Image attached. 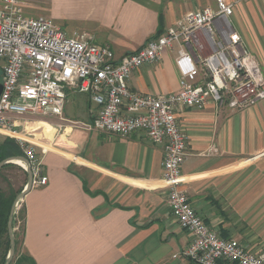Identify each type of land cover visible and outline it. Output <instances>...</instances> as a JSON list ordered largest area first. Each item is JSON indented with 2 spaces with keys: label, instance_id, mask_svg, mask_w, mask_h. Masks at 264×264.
Segmentation results:
<instances>
[{
  "label": "crops",
  "instance_id": "crops-1",
  "mask_svg": "<svg viewBox=\"0 0 264 264\" xmlns=\"http://www.w3.org/2000/svg\"><path fill=\"white\" fill-rule=\"evenodd\" d=\"M228 1L235 4L232 20L244 46L263 70L264 0ZM48 2L47 15L67 33H92L116 59L185 12L215 6V0ZM178 47L134 70L130 86L146 93L177 90ZM97 105L88 93L70 90L64 118L23 116L11 131H0V142L23 137L34 146L49 178L23 198V252L36 264H196L182 254L192 233L167 203L162 144L142 131L121 136L69 123L93 120ZM176 115L188 135L181 188L196 212L223 237L264 249V99L243 109L215 102L203 109L179 107Z\"/></svg>",
  "mask_w": 264,
  "mask_h": 264
},
{
  "label": "built area",
  "instance_id": "built-area-1",
  "mask_svg": "<svg viewBox=\"0 0 264 264\" xmlns=\"http://www.w3.org/2000/svg\"><path fill=\"white\" fill-rule=\"evenodd\" d=\"M24 5L25 0H0V58L4 59L0 131H11L23 116L64 118L68 91L88 93L98 104L97 114L90 121L69 120L73 126L121 136L142 131L151 143L162 144L167 203L177 222L192 233L184 256L196 264H264V249L251 250L236 238L223 237L196 212L181 188L182 165L189 151L177 108L203 109L215 102L218 107L243 109L264 99L262 67L231 19L235 4L215 0V6L189 10L119 59L92 33L69 34L49 16L26 14ZM176 44L177 90L146 93L130 86L128 78L134 70ZM17 138L28 159L24 168L32 171V186L46 185L49 178L34 146Z\"/></svg>",
  "mask_w": 264,
  "mask_h": 264
},
{
  "label": "rangeland",
  "instance_id": "rangeland-1",
  "mask_svg": "<svg viewBox=\"0 0 264 264\" xmlns=\"http://www.w3.org/2000/svg\"><path fill=\"white\" fill-rule=\"evenodd\" d=\"M48 5H49L48 0H25V5H24L26 9L25 13L28 15H33V16H37V15L49 16L47 15ZM234 22L235 21L233 20V23ZM153 36H156V35H153ZM2 63L3 61L2 59H0V83L3 82ZM27 178H28L27 170L23 168V166H21L20 164L12 162V164L5 166V168H3L1 172L0 188L3 189L4 192H7V193H9L13 189L17 191V189H20L22 186L25 187ZM21 201H23V199ZM20 205L21 207L18 211V214L16 215L17 219L15 220V224H14V229H15L14 236H15V239H17L16 251L14 255L12 256V258L10 259L11 260L10 263H12L14 260L16 261L19 255L26 254L25 252H23L22 246H21L22 245L21 239H22V233H23L22 231L24 229V212H23L24 204L23 202ZM24 264H28V263H24Z\"/></svg>",
  "mask_w": 264,
  "mask_h": 264
},
{
  "label": "trees",
  "instance_id": "trees-1",
  "mask_svg": "<svg viewBox=\"0 0 264 264\" xmlns=\"http://www.w3.org/2000/svg\"><path fill=\"white\" fill-rule=\"evenodd\" d=\"M161 17V15H160ZM162 32L161 29L157 31L155 35H158ZM16 155H24V152L22 151L20 144L17 140L14 138L7 137L5 140L0 142V161L10 157V156H16ZM12 164V162L6 163L4 166L0 168V175L5 168V166ZM22 191L20 190H11L9 193L4 192L3 189L0 188V264H4L7 255L10 250V236H9V230H8V218L10 215V211L12 208V205L14 203V200L17 196V194ZM16 220V219H15ZM14 220V224H15ZM17 244V239H16ZM36 264V261L33 259L32 256L26 254H21L18 256L16 261L14 260L10 264Z\"/></svg>",
  "mask_w": 264,
  "mask_h": 264
},
{
  "label": "water",
  "instance_id": "water-1",
  "mask_svg": "<svg viewBox=\"0 0 264 264\" xmlns=\"http://www.w3.org/2000/svg\"><path fill=\"white\" fill-rule=\"evenodd\" d=\"M2 90V83H0V93ZM16 160H22L27 162L28 159L24 156V155H16V156H10L7 157L3 160L0 161V168L2 166H4L6 163L8 162H15ZM28 175H29V180L26 184V186L22 189V191H20L15 200L14 203L12 205L11 211H10V215H9V220H8V230H9V236H10V250L7 256V259L5 261L4 264H10V259L12 258V256L14 255L15 251H16V239L14 236V220L17 219L16 218V206L17 204L24 198L25 194L28 192L29 189H31L32 187V171L30 169V167L27 169Z\"/></svg>",
  "mask_w": 264,
  "mask_h": 264
},
{
  "label": "bare ground",
  "instance_id": "bare-ground-1",
  "mask_svg": "<svg viewBox=\"0 0 264 264\" xmlns=\"http://www.w3.org/2000/svg\"><path fill=\"white\" fill-rule=\"evenodd\" d=\"M15 161V160H14ZM18 163V164H20V165H22L23 167H26L27 166V164H26V162L25 161H22V160H16L15 161V163Z\"/></svg>",
  "mask_w": 264,
  "mask_h": 264
}]
</instances>
